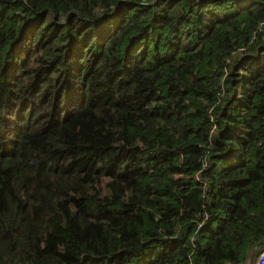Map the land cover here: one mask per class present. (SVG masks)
Here are the masks:
<instances>
[{"label": "trees", "instance_id": "1", "mask_svg": "<svg viewBox=\"0 0 264 264\" xmlns=\"http://www.w3.org/2000/svg\"><path fill=\"white\" fill-rule=\"evenodd\" d=\"M261 241L264 0H0V264Z\"/></svg>", "mask_w": 264, "mask_h": 264}, {"label": "water", "instance_id": "2", "mask_svg": "<svg viewBox=\"0 0 264 264\" xmlns=\"http://www.w3.org/2000/svg\"><path fill=\"white\" fill-rule=\"evenodd\" d=\"M263 245H264V242H263V241L258 242V243L256 244V246L250 251V253H249V261H248V264H251V262H252V260H253V257H254V255H255L256 250H257L259 247L263 246Z\"/></svg>", "mask_w": 264, "mask_h": 264}, {"label": "built area", "instance_id": "3", "mask_svg": "<svg viewBox=\"0 0 264 264\" xmlns=\"http://www.w3.org/2000/svg\"><path fill=\"white\" fill-rule=\"evenodd\" d=\"M255 264H264V249L258 254Z\"/></svg>", "mask_w": 264, "mask_h": 264}, {"label": "rangeland", "instance_id": "4", "mask_svg": "<svg viewBox=\"0 0 264 264\" xmlns=\"http://www.w3.org/2000/svg\"><path fill=\"white\" fill-rule=\"evenodd\" d=\"M257 258V257H256ZM256 258H255V262H256Z\"/></svg>", "mask_w": 264, "mask_h": 264}]
</instances>
